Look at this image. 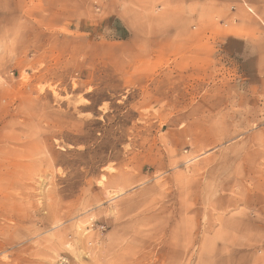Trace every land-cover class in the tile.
I'll use <instances>...</instances> for the list:
<instances>
[{"label":"rangeland","instance_id":"1","mask_svg":"<svg viewBox=\"0 0 264 264\" xmlns=\"http://www.w3.org/2000/svg\"><path fill=\"white\" fill-rule=\"evenodd\" d=\"M0 264H264V0H0Z\"/></svg>","mask_w":264,"mask_h":264}]
</instances>
